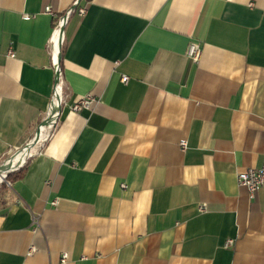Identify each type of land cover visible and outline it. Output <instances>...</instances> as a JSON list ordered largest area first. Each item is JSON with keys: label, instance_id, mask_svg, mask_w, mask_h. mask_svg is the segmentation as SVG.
Returning <instances> with one entry per match:
<instances>
[{"label": "crops", "instance_id": "crops-1", "mask_svg": "<svg viewBox=\"0 0 264 264\" xmlns=\"http://www.w3.org/2000/svg\"><path fill=\"white\" fill-rule=\"evenodd\" d=\"M74 1L0 0V162L47 111ZM78 6L57 123L0 187V264H264V191L236 179L264 158V0Z\"/></svg>", "mask_w": 264, "mask_h": 264}, {"label": "built area", "instance_id": "built-area-1", "mask_svg": "<svg viewBox=\"0 0 264 264\" xmlns=\"http://www.w3.org/2000/svg\"><path fill=\"white\" fill-rule=\"evenodd\" d=\"M78 1L79 0H75L74 4L68 7L65 10V12L62 13L57 18V22L54 27V34L50 38V42H49V47L52 51L51 64H52L53 71H54L53 93L48 103L47 111L42 121L37 125L32 138L22 148H24L28 144H31L30 147H32L37 142H41L46 136H48L49 132L54 128L59 118L60 98L58 94L56 93V91H57L59 84L62 82V71H61V64H60V48L64 42V38H65L64 37L65 36L64 26H65V23H66V20L69 14L74 10L75 7L77 8V11L79 13H82L84 11L83 6H78ZM45 10L48 12H51V7L47 5L45 7ZM24 17L28 18L29 16L24 15ZM54 48L56 49V51H53ZM200 51H201V48L197 42L192 41L189 43L188 48H187V55L193 58H197L200 54ZM6 54L8 56H14L13 48L9 47ZM127 78H128L127 75H122L123 81H126ZM91 101H92V97L90 95L81 96L73 102V104L71 105V109L78 110L79 108L83 106H88ZM42 130L45 132L44 135L41 134ZM180 145L182 146V148H184L186 146L185 141H181ZM4 161H1L0 164H2ZM23 164H24V161L17 167L13 169H9L7 173L9 171L19 168ZM5 177L3 178L2 181H6L8 183L9 181L6 180ZM236 179L239 184L245 185L247 187L250 195H253L255 191L260 190V189L264 191V158H263V162L258 167H247L245 169L239 170L236 174ZM55 203H56V200H53L52 204H55ZM200 208L202 209L203 206L201 205ZM28 253H30V250L28 251ZM65 258H66V254L63 253L61 260L64 261Z\"/></svg>", "mask_w": 264, "mask_h": 264}, {"label": "bare ground", "instance_id": "bare-ground-1", "mask_svg": "<svg viewBox=\"0 0 264 264\" xmlns=\"http://www.w3.org/2000/svg\"><path fill=\"white\" fill-rule=\"evenodd\" d=\"M44 133L45 132L42 130L41 134L44 135ZM30 146L22 148L21 150L15 152L12 156L7 158L2 164H0V178L3 176V174L5 175L7 173V171L12 168L11 166H13V165L16 166L18 164L16 162H18L19 159L22 158L21 160H23V159H25L27 157V154L29 153V150L31 148ZM19 155H22V157L19 156ZM3 178L0 181H2Z\"/></svg>", "mask_w": 264, "mask_h": 264}, {"label": "trees", "instance_id": "trees-1", "mask_svg": "<svg viewBox=\"0 0 264 264\" xmlns=\"http://www.w3.org/2000/svg\"><path fill=\"white\" fill-rule=\"evenodd\" d=\"M24 169H25V164H23L22 166H20V167L17 168V169H14V170H12V171H9V172L6 174V179H7L8 181H12V180H14V179L20 177V176L22 175Z\"/></svg>", "mask_w": 264, "mask_h": 264}, {"label": "rangeland", "instance_id": "rangeland-1", "mask_svg": "<svg viewBox=\"0 0 264 264\" xmlns=\"http://www.w3.org/2000/svg\"><path fill=\"white\" fill-rule=\"evenodd\" d=\"M19 156L22 157V155H19ZM21 159H22V158H21ZM21 159H19V161L16 162V163H18L16 166H15V165L11 166V167H12L11 169L17 167L18 165H20V164L24 161V160H21ZM20 160H21V161H20ZM14 166H15V167H14ZM5 175H6V174H5ZM5 175H3V177H4ZM3 177H1L0 180H1ZM5 179H6V177H5ZM6 180H7V179H6ZM3 184H7V182H6V181H2V182L0 181V187H1Z\"/></svg>", "mask_w": 264, "mask_h": 264}]
</instances>
